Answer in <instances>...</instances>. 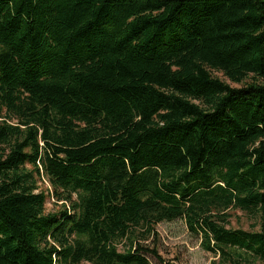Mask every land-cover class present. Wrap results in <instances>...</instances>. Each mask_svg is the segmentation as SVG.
Listing matches in <instances>:
<instances>
[{"label": "trees", "instance_id": "16d2710c", "mask_svg": "<svg viewBox=\"0 0 264 264\" xmlns=\"http://www.w3.org/2000/svg\"><path fill=\"white\" fill-rule=\"evenodd\" d=\"M179 219L264 264V0H0V264L162 262Z\"/></svg>", "mask_w": 264, "mask_h": 264}, {"label": "rangeland", "instance_id": "374dc122", "mask_svg": "<svg viewBox=\"0 0 264 264\" xmlns=\"http://www.w3.org/2000/svg\"><path fill=\"white\" fill-rule=\"evenodd\" d=\"M214 75L228 83L234 88L241 85L232 83L220 73ZM42 191L50 190V186L42 181L39 183ZM54 208L53 201H48L47 209L50 211ZM231 225L229 228L233 230H243L247 232L259 231L258 219L253 215H247L241 211H231ZM158 237L151 243V247L157 248L162 258L160 262L157 258L149 256L151 264H213L219 258L208 252L204 248V242L201 235L190 232L188 226L183 219L174 222H164L156 226Z\"/></svg>", "mask_w": 264, "mask_h": 264}]
</instances>
